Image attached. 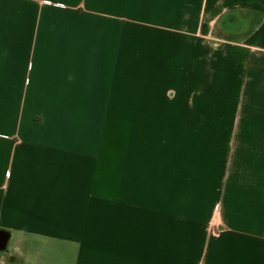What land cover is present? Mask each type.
Segmentation results:
<instances>
[{
    "label": "crops",
    "instance_id": "0c3cea01",
    "mask_svg": "<svg viewBox=\"0 0 264 264\" xmlns=\"http://www.w3.org/2000/svg\"><path fill=\"white\" fill-rule=\"evenodd\" d=\"M61 255L264 264V0H0V264Z\"/></svg>",
    "mask_w": 264,
    "mask_h": 264
},
{
    "label": "rangeland",
    "instance_id": "374dc122",
    "mask_svg": "<svg viewBox=\"0 0 264 264\" xmlns=\"http://www.w3.org/2000/svg\"><path fill=\"white\" fill-rule=\"evenodd\" d=\"M237 24H239V23H237ZM223 24H218L217 25V31H219L220 33H222V34H226V36H229V37H235L236 36V34L233 32V31H231V30H229V29H227V28H225L224 26H222ZM227 25V24H226ZM13 239H15V238H13ZM15 244H16V242L14 241V240H11V242H10V247H13V246H15ZM19 252H20V254L22 255V256H24V255H26L27 253L26 252H24V249H19ZM45 254L46 255H44V256H42V257H44L45 259H47V261L48 260H50V259H52V256H51V253H49V251H45ZM48 254H50V255H48ZM54 262H55V260H56V263H57V255L55 256L54 255ZM51 261V260H50ZM59 262H60V264H67V256H60L59 257Z\"/></svg>",
    "mask_w": 264,
    "mask_h": 264
},
{
    "label": "built area",
    "instance_id": "2783aa9c",
    "mask_svg": "<svg viewBox=\"0 0 264 264\" xmlns=\"http://www.w3.org/2000/svg\"><path fill=\"white\" fill-rule=\"evenodd\" d=\"M218 213H219V209H218V206H216L214 209V215L218 216Z\"/></svg>",
    "mask_w": 264,
    "mask_h": 264
}]
</instances>
